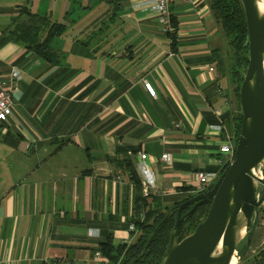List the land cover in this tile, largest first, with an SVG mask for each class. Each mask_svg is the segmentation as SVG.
I'll list each match as a JSON object with an SVG mask.
<instances>
[{"label": "crops", "instance_id": "obj_1", "mask_svg": "<svg viewBox=\"0 0 264 264\" xmlns=\"http://www.w3.org/2000/svg\"><path fill=\"white\" fill-rule=\"evenodd\" d=\"M142 2L0 0V80L12 68L21 74L7 133L0 129L9 159L0 183V264H101L93 258L99 243L130 244L140 233L130 223L150 222L154 210L194 193L196 172L220 174L225 165L224 132L215 126L234 137L238 104L219 25L206 0H168L177 24L172 50ZM22 8L77 28L70 58L54 44L59 36L51 41L54 64L8 38L26 21ZM139 152L154 183L145 199L123 164L129 160L140 178Z\"/></svg>", "mask_w": 264, "mask_h": 264}, {"label": "water", "instance_id": "obj_2", "mask_svg": "<svg viewBox=\"0 0 264 264\" xmlns=\"http://www.w3.org/2000/svg\"><path fill=\"white\" fill-rule=\"evenodd\" d=\"M242 7L248 31V64L239 88L242 120L233 157L211 188L178 204L161 264H229L243 239L246 245L250 244L264 202V13H259L256 0H242ZM205 203H209V208L204 219L180 240L183 221ZM185 207L190 208L181 215ZM173 213L171 209L165 214L151 232L145 248ZM217 244L220 251L214 255ZM143 254L144 251L130 264Z\"/></svg>", "mask_w": 264, "mask_h": 264}, {"label": "trees", "instance_id": "obj_3", "mask_svg": "<svg viewBox=\"0 0 264 264\" xmlns=\"http://www.w3.org/2000/svg\"><path fill=\"white\" fill-rule=\"evenodd\" d=\"M206 2L216 23L220 27L226 44V59L228 61L227 70L230 81L234 87L238 104V112L234 118V143L236 144L242 120L239 106V88L248 64V31L245 14L242 7V0H206ZM20 11L21 14L19 16L26 15V21L17 22L15 28L7 32L8 38L23 45L27 50H30L36 56L49 63H56L57 53L52 49L51 41L54 37L63 35L67 25L62 22L51 21L48 15L31 13L25 8H22ZM171 23L173 25V30L170 33H167V37L170 39L171 49L176 50L177 24L173 17L171 18ZM0 129L3 134H6L8 125L0 123ZM123 164L128 168L131 180L141 194V180L134 167L129 160H124ZM226 166L227 164L223 166L221 172ZM180 189L181 191L188 190L186 187ZM194 195V193L190 192L185 197L175 200L170 206L154 210L153 219L148 223L135 222V226L139 229L140 233L130 244L113 245L111 239L107 238L105 241L99 243L97 251L108 259L109 264H130L134 259L140 256L142 251H144V254L134 264H161L167 251L169 235L176 219V207L178 204ZM141 197L143 199L146 198V196H143L142 194ZM189 208L190 207H185L182 210L181 215L185 214ZM208 208L209 203L197 207L195 211L183 221L180 240L193 232L196 226L206 216ZM171 209L174 210L173 215L164 221V223L155 231L152 241L149 243L148 247L145 248L151 232ZM249 245H246L245 242L244 247L239 250V252L242 253L249 247ZM59 261L60 260H53L51 262ZM252 264H264V250L254 256Z\"/></svg>", "mask_w": 264, "mask_h": 264}, {"label": "built area", "instance_id": "obj_4", "mask_svg": "<svg viewBox=\"0 0 264 264\" xmlns=\"http://www.w3.org/2000/svg\"><path fill=\"white\" fill-rule=\"evenodd\" d=\"M142 5L148 8L149 10L153 11L158 15V21L160 24V29L163 33L167 34L173 30V25L171 23V13L168 8V0H143ZM210 71L213 68L209 69ZM21 78V74L19 70L12 68L9 74V80L2 81L0 80V123L1 124H8V119L13 113V104H12V84H15ZM144 89L148 92V94L152 97H155L154 88L147 80L142 81ZM217 93L222 94L223 88L221 86L217 87ZM220 132L223 133V139L219 146V153L226 156L225 165L229 164L234 153L235 143L234 137L227 133L224 130L222 125L215 126ZM139 156V164H138V172L141 179L142 185V193L144 196L149 194V191L154 188L153 183V176L151 170L148 166L147 162V155L143 152L138 153ZM161 160L167 164H170V157L168 154H163L161 156ZM195 184L193 186V192L195 194L200 193L204 190L209 189L212 184L216 181L220 174L215 172H205V171H198L195 174ZM264 204V202H263ZM262 204V205H263ZM128 229L132 232L136 230L135 224L130 223L128 225ZM93 229H90L91 231ZM95 231V230H94ZM97 231V230H96ZM95 236H98V232L95 233ZM236 253V252H235ZM94 260L100 262L101 264H109L108 259L103 256L99 251L94 253ZM45 264H76L72 261L67 260H60L59 262H47ZM87 264V263H83Z\"/></svg>", "mask_w": 264, "mask_h": 264}, {"label": "rangeland", "instance_id": "obj_5", "mask_svg": "<svg viewBox=\"0 0 264 264\" xmlns=\"http://www.w3.org/2000/svg\"><path fill=\"white\" fill-rule=\"evenodd\" d=\"M62 21V20H60ZM65 22L67 25L63 35L57 37L54 39V44L63 45L64 51L66 52V55L68 58L71 56L70 53V42L72 39H74L76 36H78V30L77 28L72 25L68 21H62ZM62 41V42H61ZM66 43H68L66 45ZM69 50V51H68ZM0 136H2L0 134ZM3 139V137H0V141ZM7 147L0 143V183H7L8 181V166H9V159L7 155ZM252 234L254 238V243L252 244L250 242L249 247L244 250L242 253L239 252L244 247L245 239H243L236 249V256H237V264H252V261L254 259V256L258 255L260 251L264 250V244H260V239L264 238V204L261 205L259 209V213L257 216V223L255 224V227L252 229ZM252 241V240H251Z\"/></svg>", "mask_w": 264, "mask_h": 264}, {"label": "bare ground", "instance_id": "obj_6", "mask_svg": "<svg viewBox=\"0 0 264 264\" xmlns=\"http://www.w3.org/2000/svg\"><path fill=\"white\" fill-rule=\"evenodd\" d=\"M257 9L259 13H264V0H256ZM263 74H264V64H263ZM244 234V227L241 228L239 235L242 237ZM220 251V244H217L213 250V254L216 255ZM229 264H237V256L233 254Z\"/></svg>", "mask_w": 264, "mask_h": 264}]
</instances>
